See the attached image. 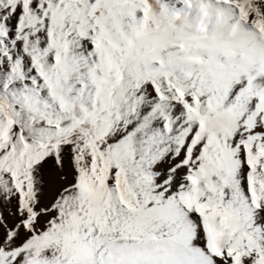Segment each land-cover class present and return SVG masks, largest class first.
Listing matches in <instances>:
<instances>
[{
    "label": "snow or ice",
    "instance_id": "obj_1",
    "mask_svg": "<svg viewBox=\"0 0 264 264\" xmlns=\"http://www.w3.org/2000/svg\"><path fill=\"white\" fill-rule=\"evenodd\" d=\"M0 264H264V0H0Z\"/></svg>",
    "mask_w": 264,
    "mask_h": 264
}]
</instances>
